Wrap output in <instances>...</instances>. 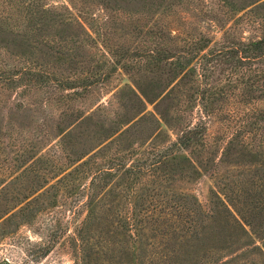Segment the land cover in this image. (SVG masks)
<instances>
[{"label":"rangeland","instance_id":"obj_1","mask_svg":"<svg viewBox=\"0 0 264 264\" xmlns=\"http://www.w3.org/2000/svg\"><path fill=\"white\" fill-rule=\"evenodd\" d=\"M54 1L68 3L70 0L45 2L51 6ZM74 1L79 5L84 2ZM85 1L93 2L91 9L101 17L102 29L100 36L95 33L88 36L80 31V25L73 24L70 30L79 36L68 37L69 44H73L71 40L85 43L77 58L81 63L73 65L75 67L65 69L63 65L69 64V60L57 62L46 53L27 58L4 49L0 54V74L1 62L13 66L21 61L74 79L97 73L96 70L107 73L121 59L119 69L108 81H99L88 91L84 89L82 96L77 95L76 99H65L63 92L58 90L54 93L53 86L27 88V84L21 83L19 87L9 88L0 78V226L5 229L0 235V264L5 260L12 264H73L72 238L78 236L76 234L84 225L90 194L97 195L98 190H86L92 177L87 171L89 166L80 165L82 160L71 161L85 144L76 140L66 143L60 135L69 112H84L109 127L110 121L130 118L140 107L145 108L143 114L151 113L162 123L163 111H167L170 118L177 119H173L171 124L174 125L168 128L169 135L163 138L162 134L154 140L157 148L168 145L170 137L175 140L188 125L205 122L207 141L215 150H208L200 157L203 163L209 160L211 163L214 158L220 160L223 148L235 137L243 139L250 149L260 151L264 148V124L260 122L261 127L251 124L264 108L257 64L247 73L245 67L226 63L222 56L217 59L208 55L201 59L210 74L207 86H214L220 98L213 104L215 109L209 116L201 103L190 101L191 96L199 100L200 83L197 77L195 80L182 79L185 71L173 79L168 88L175 89L172 98L163 101V84L172 77H168L167 67L163 69V61H158L163 50H193L203 37L209 38V42L201 54L263 37L264 10L257 8L261 1L243 10L234 9L223 0H156L155 4L149 0L138 4L125 1L114 3L113 8L101 0ZM237 2L240 6L247 0ZM2 6L0 3V8ZM58 38L55 34L41 36V40L48 39L52 43ZM195 62L191 66H195ZM196 64L201 70L200 63ZM233 68L238 71L235 73ZM249 75L253 76L251 82L255 79L256 82L253 91L246 93ZM139 85L148 88L150 96H153L152 88L158 92L157 85L162 93L142 106L133 93H139ZM103 104L107 108L99 109ZM150 116L151 119L133 128L131 137L133 140L136 137L133 146L149 145L146 144L148 135L152 133L151 128H155L154 116ZM185 153L190 154L181 151ZM171 167L174 168V164ZM201 169L205 170L203 166ZM232 170L229 164L219 163L201 174L188 172L186 178L177 174L166 188L170 193L195 196L208 214L212 189L217 188V181L225 179ZM154 179V175L148 174L141 184L163 189L166 183L163 177L153 184ZM126 205L129 206L128 202L123 200V208ZM254 242L249 238H242L233 245L230 242V251H216L206 264H245L250 260L251 255L247 253ZM258 243L263 245L261 240ZM142 255L141 251L143 258Z\"/></svg>","mask_w":264,"mask_h":264},{"label":"trees","instance_id":"obj_2","mask_svg":"<svg viewBox=\"0 0 264 264\" xmlns=\"http://www.w3.org/2000/svg\"><path fill=\"white\" fill-rule=\"evenodd\" d=\"M45 1L0 0L3 4L0 8V54L4 53V49L27 58L46 53L57 62L69 60V64L63 65L65 69L75 67L73 65L81 63L77 58L81 56L80 48L85 43L81 41L77 44L71 40L73 44H69L68 37L79 36L70 29H73V24H78L80 31L88 36L91 33L100 36L101 17L91 9L92 1L84 0L81 5L74 0L68 3L54 1L51 6ZM101 1L113 8L114 3L129 1L138 4L147 0ZM223 1L238 10L261 1L257 8L264 10V0H247L240 6H237L238 0ZM149 2L155 4L156 0ZM53 34L59 35L53 43L48 39L41 40V36ZM208 42L209 38L203 37L193 50L166 49L159 55L158 61H163V69L167 67L168 77H172L163 84V101L172 98L175 89L168 88L173 79L185 71L182 79L195 80L197 77L200 83L199 100L191 96L190 101L201 103L210 116L209 113L215 109L213 104L220 98L216 96L214 86H207L210 74L201 59L208 55L217 59L222 56L226 63L229 61L234 65L237 63L235 66L245 67L247 73H251L257 64V77L262 82L260 87L264 98V36L217 52L201 54ZM194 60L200 63L201 70L196 62L195 66H191ZM119 63L121 59L107 73L96 70L97 73L91 72L89 76L74 79L21 61L13 66L1 62L0 78L9 88L19 87L21 83L27 84V88L33 85L41 88L53 86L54 93L58 90L63 92L65 99H76L77 95L82 96L84 89L88 91L99 81H108L119 69ZM233 69L235 73L238 71ZM251 77L249 75L246 82V93L254 89L256 79L251 82ZM159 87L156 86L158 92L152 88L153 96H150L148 88L139 85V93L133 92L137 103L145 106L147 102L154 101L162 93ZM98 107L107 108V105ZM144 110L140 107L130 118L110 121L109 127L84 112L72 111L68 114L66 125L61 126L60 135L66 143L76 140L85 144V148L71 161L82 160L80 165L89 166L87 171L92 173V177L86 190H98L97 195L90 194L87 217L76 234L79 238H72L73 264H206L216 251L228 252L231 250L230 242L233 245L242 238H249L251 243L255 241L252 250L247 253L251 255L250 260L245 264H264V148L260 151L250 149L243 139L235 137L223 148L220 160L214 158L211 163L210 160L203 163L200 157L208 150H215L207 141L205 122L188 125L181 129L175 140L170 137L168 145L157 148L156 139L162 134L163 138L169 135L168 128L174 125L171 122L177 118H170L168 112L163 111L162 123L151 113L143 114ZM150 115L154 116L152 122L155 128H151L146 144L151 147L145 144L133 146L136 138L133 140L131 137L133 128L151 119ZM251 121L252 125L261 127L260 122L264 124V108ZM183 150L190 154H181ZM219 163L229 164L234 170L225 179L217 181V188L212 189L208 214L195 196L170 193L166 188L177 174L186 178L188 172L201 174ZM173 164L174 168L171 167ZM202 166L205 170L201 169ZM148 174L155 176L153 184L163 177L166 182L163 189L156 185H142L143 178ZM123 200L130 207L126 205L123 208ZM0 230L1 235L5 229L0 226ZM258 240L263 241V245L256 244Z\"/></svg>","mask_w":264,"mask_h":264},{"label":"water","instance_id":"obj_3","mask_svg":"<svg viewBox=\"0 0 264 264\" xmlns=\"http://www.w3.org/2000/svg\"><path fill=\"white\" fill-rule=\"evenodd\" d=\"M2 264H12L9 260H5Z\"/></svg>","mask_w":264,"mask_h":264}]
</instances>
